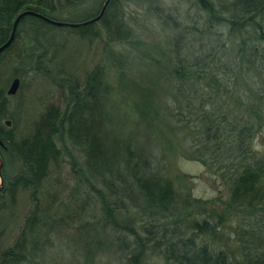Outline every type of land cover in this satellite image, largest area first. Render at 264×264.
<instances>
[{
    "label": "trees",
    "instance_id": "1",
    "mask_svg": "<svg viewBox=\"0 0 264 264\" xmlns=\"http://www.w3.org/2000/svg\"><path fill=\"white\" fill-rule=\"evenodd\" d=\"M87 1L0 0V46L20 12L80 22L105 0L71 15ZM145 1L109 0L78 27L25 15L0 52V264H264V154L254 149L264 134V0H191L196 12L184 16L148 8L158 41L133 53L125 4ZM71 37L82 53L73 67L63 55ZM31 69L49 88L18 127L22 108H11L6 84ZM52 86L59 101L47 102ZM156 133L158 147L184 140L182 154L224 176L220 212L174 187L152 149ZM233 216L236 247L215 249Z\"/></svg>",
    "mask_w": 264,
    "mask_h": 264
},
{
    "label": "rangeland",
    "instance_id": "2",
    "mask_svg": "<svg viewBox=\"0 0 264 264\" xmlns=\"http://www.w3.org/2000/svg\"><path fill=\"white\" fill-rule=\"evenodd\" d=\"M150 2L151 4L149 7L144 5L146 1L139 4H125L127 19L131 27H133L135 30L134 39H136V42H138L135 43V48L133 47L134 49L131 47V45L130 47L126 45L128 50H131L133 53L142 51L147 45L158 41L159 27L154 18H152L151 15L147 13L148 8L156 7V5L163 7L164 5V8H169L172 13L175 9L180 11V13L182 12L183 16L184 14L193 15L196 12V9L191 5V0H152ZM97 7V0H89L77 11H73L71 15L84 17L88 13H93ZM69 43H71L70 48L67 50V52H64L63 55L67 56L70 61H65L64 66H69L71 64V67H73L74 64L80 63L82 59V53L73 52V49H75V46L78 44L75 37H71V41H69ZM85 52L86 51H83V53ZM110 65V61H106V69L109 75L108 80L115 87V70L114 67H110ZM133 68L136 69L135 71H139L140 69L137 65H134ZM40 69H44V71L46 70L50 73L55 72V69L52 68V66L45 64H43V67ZM24 73V83L22 84L21 80V85L17 93L10 96L11 108H14L17 103L19 108H22L19 114L21 120L18 127H22L24 124L26 125L28 120L34 118L37 111L40 109V105L42 104L41 99L44 98V94L49 88L47 80L44 78L38 79L34 70H27ZM59 77L63 78V76ZM36 78L37 80L34 81L33 79ZM11 81L12 78L7 82L6 89L9 87ZM51 91L52 92H50L49 95L47 94L45 101H59V95L56 89L53 88ZM113 92V95L110 96V103L118 99L114 90ZM120 108H126L125 110L128 111L127 109L130 107H125L124 104H121ZM12 126L13 123H10V125H5L7 128ZM160 140L161 138L158 137V133H156L151 140V144L154 146L152 149L156 151V154H158L157 157L161 169L164 174L171 179L174 187L179 192H189L192 198L194 197L205 201L204 209H206L207 212H210L211 210L220 212L224 206V202L229 197V187L224 176L220 172L216 171L217 168L215 166H204L201 164V162L189 159L186 155L182 154L180 150L187 147L189 144H187L184 140L180 145H174L169 149H167L166 146L163 149V147H158L154 144ZM254 149L258 155L264 154V134H260L256 137ZM9 167L11 174H15L19 169V164L13 162L11 165H9ZM237 217H229L228 220H226V222L220 227L218 232L221 234V239L217 238V240H220L221 243H212V246L215 249L219 247L222 249H232L233 247H236L235 243L238 238L237 229L239 227V221ZM5 219L6 218H4L3 221Z\"/></svg>",
    "mask_w": 264,
    "mask_h": 264
},
{
    "label": "water",
    "instance_id": "3",
    "mask_svg": "<svg viewBox=\"0 0 264 264\" xmlns=\"http://www.w3.org/2000/svg\"><path fill=\"white\" fill-rule=\"evenodd\" d=\"M109 0H105L99 13L97 15H95L94 17H91L89 19H86V20H83V21H80V22H65V21H58V20H55V19H51L47 16H44L38 12H35L33 10H25V11H22L20 12L17 17L15 18L14 20V23H13V28H12V32H11V35L9 37V39L0 46V52H2L10 43L11 41L13 40V37H14V32L16 30V27H17V24L19 22V20L25 16V15H32V16H36L50 24H53V25H56V26H70V27H78V26H82V25H86V24H90V23H93V22H96L98 21L104 11H105V8L108 4ZM19 85H20V79L19 77H14L11 81V83L9 84V87L7 88V94L8 95H15L18 91V88H19ZM6 125H10L11 121L10 120H6L5 121ZM1 166H2V163L0 161V188L2 187V177H1Z\"/></svg>",
    "mask_w": 264,
    "mask_h": 264
}]
</instances>
